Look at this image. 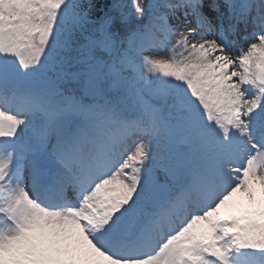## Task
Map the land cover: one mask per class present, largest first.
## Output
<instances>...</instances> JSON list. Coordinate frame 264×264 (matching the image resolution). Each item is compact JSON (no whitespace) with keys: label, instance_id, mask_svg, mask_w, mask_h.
<instances>
[{"label":"snow or ice","instance_id":"snow-or-ice-1","mask_svg":"<svg viewBox=\"0 0 264 264\" xmlns=\"http://www.w3.org/2000/svg\"><path fill=\"white\" fill-rule=\"evenodd\" d=\"M0 264H264V0H0Z\"/></svg>","mask_w":264,"mask_h":264}]
</instances>
